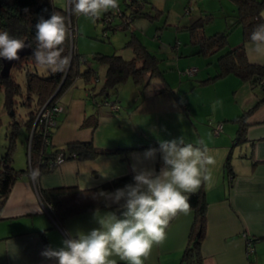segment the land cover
I'll return each mask as SVG.
<instances>
[{"label":"crops","instance_id":"0c3cea01","mask_svg":"<svg viewBox=\"0 0 264 264\" xmlns=\"http://www.w3.org/2000/svg\"><path fill=\"white\" fill-rule=\"evenodd\" d=\"M226 25H216L206 32L225 30ZM241 41V29L234 26L228 33V46H236ZM244 48L250 62L264 64V60L258 61L249 50V42L244 43ZM208 57L205 64L214 61L213 71L206 65L202 74L197 75L199 68L193 74L196 82L191 83L189 89H181L182 93L179 91L182 78H179L177 85L172 86L163 75L166 84L172 89L169 95L159 90L162 84L146 90L141 96L148 81L142 89L132 82L129 101L124 108L118 98L121 84L115 93L117 99L110 96L108 101L94 106L89 93H95L101 87L105 71L99 77L102 79L98 88L89 89V82L84 80H76L66 88L57 99L61 109L56 114L59 122L51 135V143L62 146L69 141L92 140L96 146L115 149V152L92 159H66L51 171L41 174L36 181L31 179V172L18 174L0 210V264H57L54 259L48 260L41 255L45 249L39 234L41 229H46L48 247L59 248L68 236L99 228L95 213L103 216L115 212L119 216L122 211L116 204L103 206L69 217L64 220L62 227H58L40 202L37 187L76 185L86 188V181L87 187L96 186L116 176L133 174L134 164L147 165L159 171L162 166L160 153L157 152L154 160H148L144 155L146 150L159 149L162 141L178 138L194 145L203 141L215 159V164L208 166L211 180L203 183L199 189L203 191L206 202V227L199 249L200 264H264V103L247 114L242 130L238 118L256 104L262 93L259 88H252L247 81L233 74L199 85L213 87L215 96L210 101L219 103L211 107L209 112L205 110L206 99L200 97L204 115L210 118L211 125L195 121L190 98L198 85L195 79L213 74L217 69V53ZM227 86L234 93L236 99L233 101L221 99L223 89ZM112 103L116 104V108L111 106ZM94 113L98 116L97 125L94 128L82 125L84 117ZM213 120L222 124L217 134L213 131ZM226 121H230V124H224ZM99 165L108 168V179L102 178L96 171ZM39 208L41 211L37 212ZM193 218V209L187 215L178 214L173 218L166 229L164 242L153 246L144 264H188L181 259V255ZM248 242L253 247L251 253L246 250ZM111 259L116 264H126L117 256Z\"/></svg>","mask_w":264,"mask_h":264},{"label":"trees","instance_id":"16d2710c","mask_svg":"<svg viewBox=\"0 0 264 264\" xmlns=\"http://www.w3.org/2000/svg\"><path fill=\"white\" fill-rule=\"evenodd\" d=\"M123 2L125 4L124 9H120L118 12L110 10L103 14V20L114 15H118L121 19L119 23H113L112 20L105 21L107 24L104 29L128 28L138 15L150 20L158 19L161 16L162 11L156 5L152 3L149 6L147 5L149 4L148 0H123ZM232 2L234 3V9L233 12L227 14L229 18H227L228 23L225 30L207 33L205 26L212 21L213 15L211 12L206 11H202L203 13L190 23L176 26V29L178 31H186L189 36V43L193 45L190 53L181 52L180 55H202L207 58L217 53V69L215 73L204 78H196L198 85H204L226 75L233 74L247 81L252 88L257 87L261 90L262 95L256 104L238 116V118L240 117V129L242 130L246 124L247 114L264 101V64L250 62L244 48V43L249 42L253 28L264 23V17L261 15L262 11H264V0H232ZM72 7L71 0H68L67 7L55 5L52 0H0V30H6L13 37L27 41L30 45L28 53L14 62L6 74L1 72L3 62L2 58H0V91H3L4 94L5 107L12 109L13 112V117L10 121L11 132L8 137V146L5 153L0 155V210L18 174L31 172L33 169H39L40 175L47 173L57 166L55 159L58 155H61L64 160H84L115 152V149L96 146L92 140H74L62 146H55L51 143L53 127L47 128L44 122L37 119L38 112L44 105L53 106L58 104L57 99L61 93L71 86L78 76L84 77L85 82L92 80L95 72V63H101L106 66L101 87L97 92L89 93L96 107L108 101L110 96H115L119 85L128 80V78H131V81L142 89L149 78L158 73L164 81L163 86L159 90L169 88L162 71L158 69L156 55L141 42L135 33L126 43L133 52L130 58H124L117 53L94 52V60L90 61L83 53L79 52L74 46L75 27ZM153 9H155L154 12H152ZM52 12H58L66 17L68 35L63 45V55H70L71 62L63 72L52 73L47 69L39 72V66L32 55L37 46L35 25L41 17L50 18ZM234 26L241 28L242 41L240 44L230 47L228 46V33ZM14 69L24 71L23 86L18 81L16 74L12 72ZM187 69L183 71V74H186L185 71ZM92 88H94V85L89 87V89ZM18 96L21 97V100L17 99ZM98 96L101 98H98ZM18 103L30 108L24 119L15 118L14 108ZM56 114L57 112L54 115L55 119ZM97 117L96 113L85 116L82 125H91L94 128L98 123ZM21 124L25 125L28 132L27 148L29 160L25 169H15L12 166V150L15 147L17 130ZM132 182L133 174L127 173L116 176L99 185L86 188H80L76 185L39 186L37 187V194L54 224L62 227L64 220L69 217L105 206L103 199L93 198L94 193H98L101 190H115ZM189 203L190 209H193L194 218L181 259L188 264H200L199 249L206 227V202L203 197V191L198 190L196 193L191 194ZM39 234L45 248L48 247L45 235L46 229H41Z\"/></svg>","mask_w":264,"mask_h":264},{"label":"clouds","instance_id":"9594fccd","mask_svg":"<svg viewBox=\"0 0 264 264\" xmlns=\"http://www.w3.org/2000/svg\"><path fill=\"white\" fill-rule=\"evenodd\" d=\"M71 3L75 15L93 20L119 7V0H71ZM67 35L64 15L52 12L50 18L41 17L35 25L37 46L32 53L36 64L52 73L65 71L71 62L70 55H63ZM28 47L30 45L24 40L0 30V58L17 61L19 53ZM249 50L258 61L264 60V23L253 28ZM157 152L162 160L159 171L134 164L132 183L113 192L101 190L93 194L94 199L106 201V207L119 205L122 209L119 216L115 212L103 216L95 213L99 228L68 236L62 247H46L41 252L42 257L54 259L57 264H116L111 257L117 256L126 264H144L153 246L164 242L170 221L178 214L190 212V195L211 180L208 166L215 164L203 141L195 145L186 143L183 138L162 141L159 149L146 150L145 158L154 160ZM107 169L99 165L96 171L108 179ZM30 175L36 181L39 169H33Z\"/></svg>","mask_w":264,"mask_h":264},{"label":"rangeland","instance_id":"374dc122","mask_svg":"<svg viewBox=\"0 0 264 264\" xmlns=\"http://www.w3.org/2000/svg\"><path fill=\"white\" fill-rule=\"evenodd\" d=\"M52 1L55 5H62L63 7H67L68 5V0ZM148 1V6L152 3L162 11L161 16L158 19L150 20L144 16L138 15L133 19L129 27L125 29H104V26H106L107 22L103 20V14L98 19L93 20L90 17H85L83 15L77 16L73 13V24L75 27L74 46L79 52L83 53L90 61L94 60V52H101L106 54L117 53L121 54L124 58H130L132 57L133 52L126 43L132 38L133 33H135L137 34L141 42L145 44L147 48L156 55L159 65L158 69L162 71L164 77L166 76L169 79L172 86L177 85L179 82V78H182V83L179 86V91L182 93L183 90L181 89H189L191 83L196 81H194L195 76H187L185 74L181 75V72H183L188 67H194L197 70L200 68V72H197V75H201L202 70L207 65L205 63L207 60H209V57L206 58L202 55L180 56L179 54L181 52L185 53L187 50H191L193 45L189 43L188 33L186 31H178L176 29V26L190 23L197 16L201 15L203 13L202 11H206L212 13L213 19L205 26V31H211L216 25L220 27H225L227 23V18H229L227 14L233 12L234 9L232 0ZM124 8L125 4L123 0H119L118 9ZM154 11L155 9L152 10V12ZM120 21L121 19L118 15H114L112 17L113 23H119ZM238 28L241 29L239 26ZM214 63V61L212 63H208L207 67H209L210 71H213L215 66ZM105 69L106 67L104 64L95 63V72L93 73V79L89 80V83H87L89 86L87 87L94 85V87L98 88L102 79L99 77L102 76ZM38 70L39 72H43L45 68L39 66ZM12 72L16 74L18 81L23 86L24 71L14 69ZM83 78L84 77L81 76L79 79H75V81H82L84 80ZM131 83V78H128V80L124 81L121 84L120 89L118 91L119 104H121L122 108H124V106L129 101ZM162 84H164V81L158 73L152 75L149 78L146 87L140 93L141 96L147 92L146 90L153 87L162 86ZM196 86L197 87L193 90V93L190 94V98L192 100L191 106L195 117L194 120L207 123L210 126V118L204 115V105L200 103V97H204L206 99L205 110H208L210 112L211 107H214L216 105L218 106V101H215V103H211L210 101V99L215 96L214 88L198 87L199 85ZM162 92L163 94L169 95L171 94L172 89L169 87L168 89ZM233 95L234 93L231 92V88L227 86L223 89L221 99L225 98L229 101H233L236 99L235 97H233ZM20 98L21 97L19 96L17 97L18 100H21ZM262 103H264V101L259 103L257 107ZM256 108H253L251 112H253ZM14 109L15 118L24 119L26 117L27 111L30 108L24 104L18 103L15 105ZM12 114V109H7L5 107L4 94L3 91H0V155L5 153L8 146V137L11 132L10 121L13 117ZM57 117L58 116H56V119ZM58 122L59 121L57 120V123L53 126V132L56 130ZM220 122L223 123L222 120H220ZM229 122L230 121H226L224 122V124H230ZM216 123H218L217 120L212 121L213 127H215ZM27 135L28 132L25 128V125L21 124L18 127L16 134V144L14 149L12 150V166L15 169H25L27 167L29 160L27 148ZM7 223L14 224L10 221H7Z\"/></svg>","mask_w":264,"mask_h":264},{"label":"built area","instance_id":"2783aa9c","mask_svg":"<svg viewBox=\"0 0 264 264\" xmlns=\"http://www.w3.org/2000/svg\"><path fill=\"white\" fill-rule=\"evenodd\" d=\"M127 1H132V0H127ZM115 11L118 12V11H120V9H116ZM104 20L105 21H111L112 20V17L111 16L106 17ZM195 70H196V68L189 67L185 71V73L191 75V74H193L195 72ZM111 106L113 108H116V105L113 104V103L111 104ZM60 109H61V107L58 104H55L53 106H45L44 105L40 109V111L38 112L37 119L40 120V121H42V122H44L45 123V126L47 128L53 127L56 124V119L54 117L55 112L59 111ZM221 128H222V124L221 123H218L214 127V129H213L214 133H216V134L219 133V131L221 130ZM47 140H48V137H47ZM55 160H56L57 166H58L62 161H64V158L61 155H58V156H56V159ZM246 250H247L248 253H251L253 251V247H252V245L249 242H248V245H247V249Z\"/></svg>","mask_w":264,"mask_h":264},{"label":"water","instance_id":"95a60500","mask_svg":"<svg viewBox=\"0 0 264 264\" xmlns=\"http://www.w3.org/2000/svg\"><path fill=\"white\" fill-rule=\"evenodd\" d=\"M25 42L28 44L27 41H25ZM28 51H29V47H28V48H25L23 51H21V52L19 53L20 58H21L23 55H25L26 53H28ZM2 62H3V65H2L1 72L4 73V74H6V73L9 71V69L11 68V66L13 65V63L16 62V61H11V62H9V61H7V60L2 59Z\"/></svg>","mask_w":264,"mask_h":264}]
</instances>
